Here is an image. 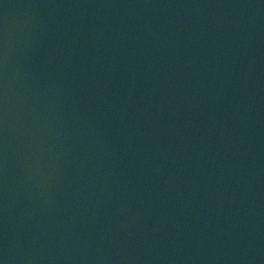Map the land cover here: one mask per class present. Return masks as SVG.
Instances as JSON below:
<instances>
[{"label":"water","instance_id":"1","mask_svg":"<svg viewBox=\"0 0 264 264\" xmlns=\"http://www.w3.org/2000/svg\"><path fill=\"white\" fill-rule=\"evenodd\" d=\"M0 264H264V0H0Z\"/></svg>","mask_w":264,"mask_h":264}]
</instances>
